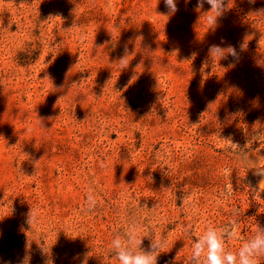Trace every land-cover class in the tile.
Returning a JSON list of instances; mask_svg holds the SVG:
<instances>
[{"label":"rangeland","instance_id":"374dc122","mask_svg":"<svg viewBox=\"0 0 264 264\" xmlns=\"http://www.w3.org/2000/svg\"><path fill=\"white\" fill-rule=\"evenodd\" d=\"M230 2L210 29L197 0H0V264H119L133 226L188 264L209 226L264 229V0Z\"/></svg>","mask_w":264,"mask_h":264},{"label":"clouds","instance_id":"9594fccd","mask_svg":"<svg viewBox=\"0 0 264 264\" xmlns=\"http://www.w3.org/2000/svg\"><path fill=\"white\" fill-rule=\"evenodd\" d=\"M164 2L168 13L167 15L160 14V16L167 18V16L178 11L177 0H164ZM187 2H190V0H186ZM205 2L211 6L205 17L211 26L210 29H212L226 9L231 7V2L230 0H227V2L226 0H197L194 10L199 12ZM246 41L247 37H245V44L241 45L242 49L246 47ZM258 43L259 45L264 43V37ZM209 55L212 58L219 57L220 59H226L230 55L235 59L237 52L235 47L231 45L226 48L220 45H212L209 48ZM128 58L127 50H125V55L119 60V64L126 63ZM138 68H140L139 65ZM135 79L136 77L133 76L129 80V85L134 83ZM28 131L30 132L31 129H28ZM261 174H264V172H261ZM262 186H264V180L260 182V188ZM88 203L90 206H95L96 203L94 195L91 193L88 196ZM30 215L32 217V212ZM236 229L235 220L231 222L230 227L215 228L209 226L202 235L193 241L188 264H259V260L264 258V229L259 228L253 238L243 243L238 251L233 252L228 249L227 243L237 238ZM142 243L143 239L138 238V230L133 226L123 236L117 235L114 237L111 247L119 264H157L159 255L165 252L169 242L166 237L152 240L148 251L142 250ZM179 254L180 252L177 257ZM172 264H175V262L173 261Z\"/></svg>","mask_w":264,"mask_h":264}]
</instances>
